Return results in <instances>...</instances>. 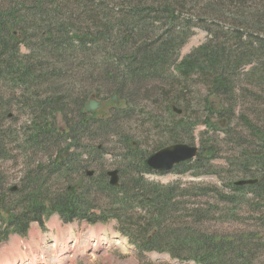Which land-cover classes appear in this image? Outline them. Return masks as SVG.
Returning a JSON list of instances; mask_svg holds the SVG:
<instances>
[{"label":"trees","instance_id":"trees-1","mask_svg":"<svg viewBox=\"0 0 264 264\" xmlns=\"http://www.w3.org/2000/svg\"><path fill=\"white\" fill-rule=\"evenodd\" d=\"M114 1L120 2V9L112 5ZM189 1L199 2L0 0V119H11V111H24L27 121L19 138L24 154L32 152L34 157L42 154L47 158L46 163L25 169L17 187L0 189V243L12 233L25 235L31 223L43 225L56 214L66 224L85 221L89 225H107L115 220L120 233L142 259L147 253H158L184 263L262 264L257 253L264 246V215H257L258 229L262 231L254 235L244 230L242 235L211 232L210 223L230 220L238 224L239 215H212L204 203L186 208L183 190L187 183L183 181L167 185L145 181L147 153L130 145L129 132L119 131L122 124L128 129L133 114L141 115L137 109L142 101L158 100L157 105L169 102L165 112L172 115L175 107L171 103L176 102L171 97L173 87L183 90L190 81L201 82L207 95L216 99L215 106L222 108L218 114L223 117L221 126L213 120L205 124L213 131L224 128L223 145L233 147L230 164L236 174L251 175L256 184L237 186L234 175L226 182L217 173L200 172L213 168L220 159L221 142L214 144L211 137L202 138L201 155L195 162L181 163L174 172H192L195 178L216 175L230 189V193H224L217 184H193L199 191L196 198L213 194L228 204L233 203L234 193H252L264 200V128L252 121L246 123L256 146L244 149L247 145H242V135L226 119L235 110L223 103V97H228L229 103L235 102L238 72L251 65V59H264V30L246 34L237 28L221 36L210 33L205 44L178 60V52L190 33L188 22L182 32L176 31L181 23L177 14ZM207 1L214 5L223 0ZM231 4L239 6V0ZM165 27L168 31L160 33ZM23 47L28 48V53L22 52ZM171 66L175 71L172 78L167 74ZM259 67L246 76L261 90L264 70ZM102 84H108L107 96L118 97L119 106H113L118 114L97 117L86 111L87 103L99 99ZM211 107L205 109L209 111ZM143 115L159 129L163 121L160 117ZM224 121L227 127L222 126ZM138 122L141 126L144 123ZM189 128L190 124L183 121L171 124L168 131L174 140L172 145L185 144L181 138L191 139V135H181L182 131L190 134ZM108 142L121 152L116 161L121 173L119 187L109 184L107 172L88 170L104 158L103 144ZM2 147L0 136V157L5 154ZM87 172L94 175L89 177ZM54 176L66 187L53 194L52 187L56 185L50 178ZM92 194L111 201L113 214L99 211L91 200ZM216 210L223 214L218 207Z\"/></svg>","mask_w":264,"mask_h":264},{"label":"rangeland","instance_id":"rangeland-1","mask_svg":"<svg viewBox=\"0 0 264 264\" xmlns=\"http://www.w3.org/2000/svg\"><path fill=\"white\" fill-rule=\"evenodd\" d=\"M198 1L197 3L189 1L188 4H184L182 10L177 14L181 23L175 27L176 31L182 32L185 29V23L188 22L190 33L186 43L178 52V60L183 59L205 44L211 36L210 33L221 36L227 35L237 28L242 29L246 34L264 30V0H242L243 2L239 0V6H233L231 4L232 0H223L214 5L208 3L207 0ZM113 3L112 5L115 6L116 10L120 9L118 7L120 2L114 1ZM257 27H260V29ZM166 31H168V27L160 30V33ZM28 51V48H22L23 53H28ZM251 61V65L238 72L239 80L236 81L235 102L229 103L227 101L229 98L223 97L224 105L228 108L231 106L235 110V114L229 115L226 119L232 122L236 133L239 136L242 135V138H240L242 145H247L244 149L248 147L254 149L253 145L256 146L253 144L255 140L250 137L249 129L245 126L246 123L252 121L264 128V89L260 90L252 85L256 82L247 80L248 77L246 76L254 67L260 66L258 69L264 70V59L257 61L254 58ZM167 74L171 78L175 76L172 66L168 68ZM107 85L102 86L101 95L96 100L98 103L101 102L99 108L94 111L98 115L97 117H107L110 113L118 114V109L113 108V106L114 104L119 106V99L116 97V102H114V96L106 95ZM173 88L171 89L173 90L171 97L176 102L171 104L175 109L181 110V114L177 115L174 112L172 115L167 114L165 111L167 107L169 108V102L166 105L164 103L157 105L160 102L158 100L142 101L137 109L141 115L133 114L135 117L130 126L127 127L128 129L122 124L119 130L122 133L129 132L130 145L139 152L147 153L146 156L148 157L157 151L154 150L155 147L163 145V143V146L173 144L171 141L174 140H171L168 129L175 121H183L190 124L188 132L190 134L182 131L181 135L186 138L191 135V139L181 138L185 144L201 148L203 137L207 139L211 137L212 141L215 142L214 144L217 145H220L221 142L220 159L214 162L213 168H204L200 172L217 173L226 182L233 175V181H237V183L253 181L251 175L236 174V169L230 164L233 161V147L231 144L223 145V139L226 138L224 128L213 131L205 124L206 120H213L215 121L214 124L221 126L223 117L218 114L222 108L215 106L214 101L216 99L207 95L208 90L204 84L190 81L184 85L185 89L183 90H180L178 86ZM166 89L169 90L167 87ZM209 105L212 107L208 111L205 106L209 107ZM11 114L13 115L11 119H0V136L5 153L0 157V189L6 191L17 187L20 176L25 169L33 168L37 163H46L47 161L46 156H42V154H38L36 157L32 155V152H29L28 155L24 154L25 149L22 147L19 138L21 129L26 125L27 116L24 111L18 112L17 110L11 111ZM143 114L150 117H160L163 121L159 129H156L153 124H149L145 119L146 115ZM138 121H144L142 126L138 125ZM222 126L227 127L228 123L224 121ZM122 138L123 135L118 139ZM109 144V142L103 144L106 151L104 158L92 164L88 170L96 172L118 170L120 166L117 162L121 152L118 148ZM195 160H192V162H195ZM108 177L111 180L110 176ZM57 179L55 176L50 178L51 182L56 185L55 189L52 187L53 194L58 193L57 189H60L61 192L66 187L65 183L61 184ZM143 179L147 182L153 181L162 185H167L176 180L187 183V189L183 190L186 196L183 201L186 202L185 207L188 209H192L194 203H204L207 205L208 210H212V215H228L229 212L239 215L236 218L238 224L230 220L216 224L210 223L211 232L218 231L221 232L220 235H242L244 230L245 233L252 232L254 235L262 231V229H258L259 218L257 215H264V200L255 198L252 193L246 196L244 193H234L232 194L233 203L228 204H224L219 197L214 198L213 194L200 198L194 197V195L199 194V191L196 190L195 186H192L193 184H217L224 193H230V189L216 175H203L195 178L192 176V172L186 175H178L175 172L160 175L144 173ZM250 186L252 185L242 187ZM11 199L16 203L13 198ZM11 199H9V204L14 206L15 204ZM91 200L102 213L106 215L113 214L114 206L111 201H104L101 196L96 195L94 197L93 194ZM217 207L222 210L223 214L218 213ZM16 210L18 211V209ZM2 225L0 222V226ZM260 243L263 244V240H260ZM263 247L257 253L262 264H264ZM32 262L34 264H196L194 262L184 263L173 260L169 255L158 253H147L144 259L140 258L135 247L118 230V224L115 220L110 221L107 225H89L85 221L66 224L56 214L43 225L35 222L31 223L25 235L20 236L12 233L6 241L0 243V264H32Z\"/></svg>","mask_w":264,"mask_h":264},{"label":"water","instance_id":"water-1","mask_svg":"<svg viewBox=\"0 0 264 264\" xmlns=\"http://www.w3.org/2000/svg\"><path fill=\"white\" fill-rule=\"evenodd\" d=\"M114 101L116 102V97H114ZM99 107V103L96 101H91L87 107L88 112H93L97 110ZM181 112L179 111L178 114ZM200 156V150L198 147L191 146L188 144H176L167 146L158 152L151 155L147 161V167L152 171L157 172H169L173 170L176 165L181 163L189 162L195 158ZM93 173L89 172L88 176H92ZM110 176V185L113 187H119V175L118 171L109 172ZM256 184V180L253 181H242L236 183L237 186L244 185H254Z\"/></svg>","mask_w":264,"mask_h":264},{"label":"flooded vegetation","instance_id":"flooded-vegetation-1","mask_svg":"<svg viewBox=\"0 0 264 264\" xmlns=\"http://www.w3.org/2000/svg\"><path fill=\"white\" fill-rule=\"evenodd\" d=\"M146 169H147V167H146ZM147 170H148V169H147ZM173 171H174V170H172L171 172H173ZM151 172H153V171L151 170ZM148 173H150L149 170H148ZM153 173H155V174L164 173V174H165V173H167V172H159V173H158V172H153ZM119 175H120V177H121V173H120V171H119Z\"/></svg>","mask_w":264,"mask_h":264},{"label":"bare ground","instance_id":"bare-ground-1","mask_svg":"<svg viewBox=\"0 0 264 264\" xmlns=\"http://www.w3.org/2000/svg\"><path fill=\"white\" fill-rule=\"evenodd\" d=\"M16 190V189H15ZM39 256H40V254H39ZM37 259V258H36ZM39 260V259H38ZM44 260V259H43ZM40 261V260H39ZM42 261V260H41ZM48 263V262H47ZM21 264H23V263H21ZM32 264H34L33 262H32Z\"/></svg>","mask_w":264,"mask_h":264}]
</instances>
